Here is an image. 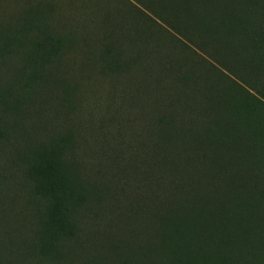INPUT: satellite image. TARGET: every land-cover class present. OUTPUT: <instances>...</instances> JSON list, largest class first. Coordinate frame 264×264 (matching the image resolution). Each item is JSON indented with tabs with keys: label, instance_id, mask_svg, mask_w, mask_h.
Returning <instances> with one entry per match:
<instances>
[{
	"label": "trees",
	"instance_id": "16d2710c",
	"mask_svg": "<svg viewBox=\"0 0 264 264\" xmlns=\"http://www.w3.org/2000/svg\"><path fill=\"white\" fill-rule=\"evenodd\" d=\"M46 5L0 20V62L16 57L15 80L28 89L45 81L66 44ZM102 6L116 40L107 69L119 73L123 45H134L138 56L149 50L168 62L173 79L139 96L137 112L94 155L71 128L23 149L40 199L24 250L35 264H61L86 213L114 209L121 225L110 256L83 264H264V0ZM0 91V115L21 105L22 95L8 101L10 91ZM7 137L0 119V144ZM22 256L0 248V264H29Z\"/></svg>",
	"mask_w": 264,
	"mask_h": 264
},
{
	"label": "rangeland",
	"instance_id": "374dc122",
	"mask_svg": "<svg viewBox=\"0 0 264 264\" xmlns=\"http://www.w3.org/2000/svg\"><path fill=\"white\" fill-rule=\"evenodd\" d=\"M48 2L50 26L65 37L66 44L45 70V81L28 89L15 80L19 67L16 57L0 62V89L12 94L5 98L24 97L17 108L0 115L8 132L0 144V248L19 257L29 255L24 249L32 238L33 214L40 205L24 175L20 161L23 149L36 139L71 128L80 138L79 147L94 155L104 134H116L118 123L128 118L125 113L137 112L139 96L149 95L155 82L160 87L173 79L168 62L161 63L164 60L149 50L138 56L134 45H123L119 73L107 69L104 58L116 40L107 33L109 26L103 16L108 8L101 7L102 0H0V20L12 21L28 9L45 8ZM114 20L112 26L122 28L116 24L119 16ZM114 33L118 35L116 30ZM145 84L149 93L137 88ZM91 160L87 165L93 163ZM116 215L114 209L86 213L78 235L66 244L61 264L107 260L114 235L119 237L121 224ZM34 259L28 256L26 261L35 264Z\"/></svg>",
	"mask_w": 264,
	"mask_h": 264
}]
</instances>
